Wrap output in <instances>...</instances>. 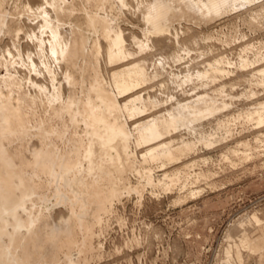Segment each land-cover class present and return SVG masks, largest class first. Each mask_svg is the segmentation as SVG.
Wrapping results in <instances>:
<instances>
[{"label":"rangeland","instance_id":"obj_1","mask_svg":"<svg viewBox=\"0 0 264 264\" xmlns=\"http://www.w3.org/2000/svg\"><path fill=\"white\" fill-rule=\"evenodd\" d=\"M43 1L0 0V56L7 47L25 49L30 28L40 20L34 7ZM48 1L55 3L62 28L70 32V24H78L85 34L72 38L73 50L65 62L72 72L71 81H63L61 92L78 100L89 94L97 98L94 86L112 91L104 81L105 71L119 69L132 59L105 63L106 55H99L96 48L101 42L105 50L110 40L102 36L103 32L93 34L88 16H98L106 21L105 26L109 23L122 28L127 33L126 45L137 50L129 33L142 35L145 30L138 9L141 0ZM169 1L173 32L181 28L186 32L179 36V45L169 33L155 38L164 45V52L179 56V61L168 68L170 73L183 78L189 57H195L194 63L203 68L204 62L218 55L230 61L232 71L219 74L211 86L185 83L184 92L174 90L168 82L162 84L161 75L148 78L134 91L144 98L146 109L136 120L147 123L173 110L154 107L149 98L166 87L179 95L183 92L186 101L194 102L206 93L213 97L215 111L200 120L195 132L181 129L165 134L170 141L177 140L174 135L180 136L191 148L176 160H147L143 166L152 169L156 183H148L146 175L134 170L119 171L116 150L111 155L100 151L99 169L94 175L87 159L90 135L81 115L67 111L62 117H49L45 111L55 97L43 99L34 94L13 70L12 91L0 95V264H264V249L260 251L264 243V122L250 117L264 106V80L259 72L264 68V0L229 1L218 11H198L189 0ZM61 5L64 11H59ZM242 61L245 66L240 65ZM9 67L0 62V86L4 88ZM129 96L119 97L120 104ZM9 107L22 117L19 123L11 117L7 130ZM221 120L227 122L226 129L219 127ZM132 123L129 120L130 129ZM92 130L100 132L101 128ZM134 142L130 157L140 162L139 154L152 144L138 146ZM37 143L42 146L36 148ZM36 149L45 154L30 158ZM110 158L115 159L114 165ZM177 170L181 171L179 181L170 186L159 183L165 173ZM195 172L206 175L192 182L188 176ZM80 176L85 183L74 182L80 190L88 191L89 201H94V195L100 201L98 194L104 201L92 221H84L83 230L79 214L88 213L91 206L67 182ZM67 213L71 217L60 221ZM255 214L260 215V221H249ZM32 219L35 225L30 231L27 228H31ZM59 231L63 234L58 235Z\"/></svg>","mask_w":264,"mask_h":264},{"label":"bare ground","instance_id":"obj_2","mask_svg":"<svg viewBox=\"0 0 264 264\" xmlns=\"http://www.w3.org/2000/svg\"><path fill=\"white\" fill-rule=\"evenodd\" d=\"M101 1L106 2L107 0ZM118 1L121 3L125 2V0ZM229 1L238 0H189L191 6L198 11H202L203 8H207L210 11H218ZM54 4V2L44 0L34 7V11L37 16L40 17V20L38 21L36 27L32 26L30 28V34L27 35L28 37L25 49H20L17 46H13L12 48L11 46L4 49V51L1 53L0 62L3 64H8L11 68H8V76L5 78L7 88L0 86V95L7 94L12 91L14 86L13 70L20 73L22 78L25 79V81L29 84V87L33 90L32 92L34 94L40 95L43 97V99L49 97V95L55 97V102L51 103L48 109L45 111V113H48L49 117H51L52 114H58L60 117H62L67 111H75V114L81 115L85 125L87 126V132L90 135L87 159L90 162L91 174L97 175L98 173L99 167L97 165V158L100 156V151L102 149H104L108 154L116 150L119 154V171H124L126 169L134 170L137 173L144 174V176L146 175L148 183H156L152 179V169H147L143 166V164L147 160H155L159 157L176 160L181 157L187 149L191 148V144L189 142H185L184 139L179 138L180 136L174 135L177 140L170 141V139L167 138L165 134L170 133L173 135L179 132L181 129H185L187 132H195L200 126V120H203L204 117L212 114L215 111L214 102L211 101V98L213 97H210L206 93H201V95H199L197 100L194 102L183 99V85L185 83H192L194 85L201 84L204 86L210 85V82L215 80L219 74L232 71V69L228 67V64H231L230 61H228L225 56L218 55L215 57V59L211 57L212 60L209 59L204 62L205 67L202 68L199 66V63H194V60L196 59L195 57H189L190 60H188V63L186 64L183 78H175V74L170 73L168 68L172 66V63L174 64V62L179 61V56H170L168 53L164 52V45H161L159 41L155 40V38L160 37L161 39L166 33H169L175 35L176 43L179 45V36L181 34L184 35L186 32L182 28L178 29L179 31L174 28L175 32H173V26L170 17L172 13V5L170 4L169 0H141L138 3V9H140L142 19L145 23L144 25H146L145 30L142 35H138L133 31L129 33L130 42L137 47V50L131 49V45L129 47L126 45L127 33L125 34V31L120 27L116 28L114 26H107L108 28L105 31L104 37L109 38L110 44L106 46L105 50L103 49L101 42H98V53H100L99 55H106L103 56L106 57L105 63L110 64L117 60L128 59H132V61L128 64H124L119 69L105 71L106 73L104 74V81L111 85L110 87L112 88V91L105 90L106 88H97L94 86L92 89L97 92V98H94L92 94H89L84 99L80 98L75 100L69 95L61 92L63 81L66 80V84L70 83L71 81L70 79L72 72L66 69L65 62L66 58L71 55V51L73 50V42L71 41L72 37L70 32L67 29L61 27V21L56 15ZM64 10L65 7L63 5H61V7L59 6V11ZM195 40H198V38ZM90 41L91 39L89 42ZM184 41L188 42V40L185 39ZM191 42H193V40H191ZM75 53L76 51L73 53V55H75ZM201 64H203V62ZM240 65L245 66V62L242 61ZM252 72L254 73L255 71L252 70ZM259 72L262 74L261 79L264 80V68L259 69ZM159 75L164 78L162 84L168 82V85H174V90L175 88H179V91L183 90V92L181 95H179L178 93H173L170 91V87H166L165 89L160 90V93L150 96L149 98L152 101V105L154 107H163V110L168 107H172L173 110L162 114L163 117H153L150 122L140 124V122L136 120V117L138 115L142 116L146 109L143 106L144 98L134 94V91L137 90L141 85L145 84L148 81V78L157 77ZM56 82L59 83V86H56ZM126 95L130 96L123 102V104H120L118 98ZM140 102L142 103L141 105H139ZM16 106H19V102H17ZM8 109L10 113L7 115V119L9 121H6L4 126L5 129L10 128V125H12L10 122L12 118L14 122L19 123V117H22L19 112L17 113L14 110L13 113L10 107ZM123 111H126L125 114L121 113ZM250 117L256 118L259 123L264 122V106L262 107L261 111L258 110L253 112ZM129 120L133 122V129L128 127ZM98 126L101 128L100 132H95L92 130V128ZM219 127L226 129L227 122L221 120L219 122ZM133 141H135L136 145L138 146L147 143L152 144L148 150L141 151V154L138 153L140 162H137L130 157L131 144ZM40 146H42L40 143L35 145L36 148H39ZM32 154L33 155L28 156L30 158H33L34 155L36 157H40L41 155H44L45 152L38 151V149H36L34 152H32ZM109 162L114 165L115 159L110 158ZM180 172V170H177L175 172L165 173L164 177L160 179L159 183L165 186H170L175 181L177 182L181 179ZM202 175H206V172H195L188 177L190 180H192V182H195ZM74 181L77 183L80 181L84 182L83 177L80 176L79 178L75 179H67V182L74 188V191L77 193V195L84 199L85 204H90L91 206V208L88 210V213L82 212L79 214L81 219V228L83 230L85 226L84 221L86 219H88V221H92L93 213H95V211L100 207V204L104 201L102 199L103 197L98 194L100 201H98L97 197L94 195V201L90 202V194L88 191L80 190ZM38 182H36V187ZM126 187L130 186L128 185ZM2 197H4V195H2ZM107 200L106 202H108ZM24 210H26V207ZM259 216L260 215L255 214L249 221H251L252 218H255L258 219L256 221L259 222ZM57 217L61 216L58 215ZM70 217L71 214L67 213L65 216L60 218L61 220L59 218L58 219L62 221L64 219L67 220ZM52 220H54V218ZM34 225L35 224L33 220L31 223V228H27V230L32 231ZM22 227L26 226L23 225ZM20 229L21 228H19V232L21 234ZM63 229L65 230L64 227ZM63 231H59L58 235H60V233L63 234ZM73 232L76 233L75 231ZM227 251L231 252V250ZM80 253L81 250L76 252L74 255H78ZM225 254H227V252H225ZM232 255L229 254L230 258ZM235 262L237 263L236 260ZM71 264H76V261H72Z\"/></svg>","mask_w":264,"mask_h":264},{"label":"crops","instance_id":"obj_3","mask_svg":"<svg viewBox=\"0 0 264 264\" xmlns=\"http://www.w3.org/2000/svg\"><path fill=\"white\" fill-rule=\"evenodd\" d=\"M88 18H89V25L88 26L93 31V34L95 32V35H97V36L99 35L100 36V33L103 32L102 33V36L104 37L105 31L108 28L107 25L105 26L106 21H102L101 19L98 18V16H88ZM108 26H113V25H111V24L108 23ZM70 35H71L72 38L73 37H75V38L76 37H81V36L82 37L83 36L85 37V34L83 33L82 27L80 25L74 24V23H71L70 24ZM96 50L98 52V44H97ZM134 143H136V142H134ZM259 239L261 240V238H259ZM263 249H264V243L262 244V248L260 249V251H262Z\"/></svg>","mask_w":264,"mask_h":264}]
</instances>
